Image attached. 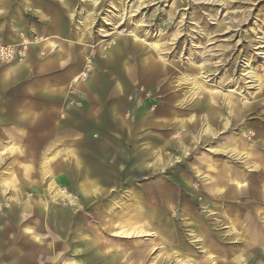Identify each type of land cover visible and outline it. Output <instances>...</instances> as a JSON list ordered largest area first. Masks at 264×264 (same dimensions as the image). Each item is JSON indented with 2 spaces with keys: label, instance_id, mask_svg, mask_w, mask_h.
Wrapping results in <instances>:
<instances>
[{
  "label": "rangeland",
  "instance_id": "374dc122",
  "mask_svg": "<svg viewBox=\"0 0 264 264\" xmlns=\"http://www.w3.org/2000/svg\"><path fill=\"white\" fill-rule=\"evenodd\" d=\"M88 1L0 0V150L15 143L0 151V219L16 221L6 231L22 232L30 213L50 264L70 255L80 264H264V0ZM69 45L79 78L58 92L49 87L63 63L53 57ZM118 45L131 69L120 101L108 97L121 77ZM88 87L100 97L88 99ZM40 89L58 102L54 120L12 122L10 108L32 107ZM158 107L177 112L169 126L148 123ZM54 143L56 187L41 165ZM84 177L104 192L83 196ZM58 190L67 199L53 204ZM132 217L143 219L138 235H129Z\"/></svg>",
  "mask_w": 264,
  "mask_h": 264
},
{
  "label": "crops",
  "instance_id": "0c3cea01",
  "mask_svg": "<svg viewBox=\"0 0 264 264\" xmlns=\"http://www.w3.org/2000/svg\"><path fill=\"white\" fill-rule=\"evenodd\" d=\"M68 17L70 19L72 16L69 15ZM68 36L73 38L72 32H70V34ZM47 45L50 47V45H51L50 41H46L44 44H42V46H47ZM45 49H51V48H45ZM72 49L73 48H71V45H69V49H67V52H64L63 55L56 54V56L53 57V59L56 61V65H57L56 67H58V65L60 63H63V69L61 71L57 72L58 74L55 73V74H57V75H55L56 77L52 76L54 80L52 81L53 84H51L49 88H54L58 92L63 91L64 86L69 81L72 82V75L75 73H78V70L76 69L77 67H74V65L71 62V60L74 58L73 53H70V54L68 53V51H72ZM113 51H115L114 53L118 52L117 57H120L118 59H119V62L121 64L120 65L121 77L117 78L115 80L116 81V87L111 91V93L109 94L108 97H110V99L111 98L112 99H119V101H120V99L122 98V93H123L121 90L123 88L121 79H123V76L127 77L130 74L131 69H129V68L126 69V64H128V63L126 62V58H127L126 50L123 49V46L118 45L116 48L113 49ZM77 55L79 56V54H77ZM77 55L75 57H77ZM69 59H71V60H69ZM68 62H69V64H67ZM144 70H145V68H144V66H142L137 71L143 73ZM103 82L104 81L100 82V84L99 83L97 84L96 88L98 89V92H100V89L103 88V86H104ZM39 83H41V82H39ZM39 87L41 88V85H39ZM87 91L91 92L88 94V97H87L88 99H94V98L100 97L99 93H98V96L97 95L95 96L96 93H93L91 91V88H89V87H88ZM32 94H33L32 98L34 100L32 107L28 106V104L27 105L25 104L21 107H18L19 105L16 106L17 110L15 108H10V111H9L10 117H11L10 120L12 122H17L21 126L26 125L27 123L34 124L35 126H39L42 123H51L52 120H54V116H56V105L58 104V102L55 101V98L44 97L41 89H40V92L35 91V92H32ZM26 95H24L23 98H26L27 97ZM129 107L131 108L132 105H130ZM92 110L89 111V114H93ZM109 110L111 112L110 114H112V117L115 120V125L117 126L116 129L118 132V136L121 137V135L123 133H125V131H123V129H122V124H124V123L122 122V119H121L120 109L117 111V108L112 107V109H109ZM148 115H149L148 123H151L154 126H162L164 128L167 125L169 126L170 115L171 116L177 115V112H175V111L171 112V111L166 110V108L158 107L152 113H149ZM167 115H168V117H167ZM174 120L181 123V119L179 117H176V118L174 117ZM190 121L191 120L189 119L188 122L190 123ZM91 122L98 124L100 122V117H98V116L94 117L93 120H91L88 123H91ZM186 123H187V121L184 122L183 124H186ZM55 125H58V124L56 123ZM160 142H164V141L160 140ZM155 144L158 148L161 147L159 145V140H157V139L152 141V143H151L152 148H154ZM6 146L12 147L14 149L15 143H13L12 146L9 144H7V145L5 144L2 146L1 150L3 151V149ZM57 147L58 146H56V143H54L53 145H49L43 152L42 162H41L43 175L47 176L50 180H53L52 183L54 184V187L58 186L55 183L57 181H55V179L53 178V174H54L53 172L58 166V162H57L58 159L55 156L51 157L50 154L52 152H55ZM152 148L150 149L152 151H151V153H149V155L156 157L157 160L159 162H161V158H159V156L162 155L161 154L162 150L161 149H152ZM19 150H21V146L19 147ZM12 152H14V150H12L9 153H12ZM6 157H8V154H0L1 160H3ZM162 159H163V157H162ZM78 163L79 162L76 161V166H78ZM50 164L54 165L55 168L52 169V166H50ZM184 183H186V182H184ZM1 184H3V182H1ZM66 189L70 190L69 187ZM100 190H101V187L99 185V180L93 179V178L89 179L88 177H84L83 183L79 187V192L81 194H83V196H85V197H88L91 194H95L97 192H100ZM101 191H103V190H101ZM49 192L50 191H47L48 195H50ZM159 195H161L162 204L164 206L170 207V205H168V203H169V200H171V198H167V196L165 198L160 187H159ZM56 201L57 200H54V198L51 197V202L53 204L56 203ZM45 209H46V205H44V210ZM186 213L189 214V209L184 206L183 215H186ZM145 214H146L145 218H147L148 214L147 213H145ZM98 218H99V220L104 221L102 215H99ZM30 219H31L30 213H28L25 216V218L23 219V222L25 224L23 231L21 232L18 229V227H16L17 229H14V233H8L6 231V227L7 226H11V227L15 226L16 221L10 220V219H7V220L0 219V264H50L49 262H51V254L53 253L52 248L49 249V246L47 244L48 241H44L43 236L41 235V232L39 230L40 228H37L36 225H34L35 227L26 225L27 222L29 223L32 220V219L31 220ZM71 220H72V218H71ZM134 220L135 221H133V217L128 219V222L130 223L129 224L130 227L134 226V227H131L128 229L130 231L129 235H132V233H134V234L137 233L138 229H140V227H141L140 226L141 221H143V219L137 220V223H136V219H134ZM138 224H139V226H137ZM104 226H106L108 228L111 227L105 221H104ZM128 230H123L122 234H125ZM25 233L28 234V236H27L28 238H26ZM136 235H138V234H136ZM79 237L81 239V238H84L85 236H79ZM83 242L84 241L80 240L81 245H84ZM79 248L80 247H78L76 245V247H74V249H72V253L80 252ZM48 255H50V257L47 259L46 257ZM64 262H65V264H80L79 261H77L76 259L73 258V255L72 256L70 255V257L67 260H65Z\"/></svg>",
  "mask_w": 264,
  "mask_h": 264
},
{
  "label": "bare ground",
  "instance_id": "6f19581e",
  "mask_svg": "<svg viewBox=\"0 0 264 264\" xmlns=\"http://www.w3.org/2000/svg\"><path fill=\"white\" fill-rule=\"evenodd\" d=\"M88 2H90V3H92V4H95L96 2H95V0H89ZM137 8V7H136ZM137 9H135V10H133L132 12H135ZM126 11V10H125ZM125 11L123 10V12L121 13V15H117L116 17L114 16V18H122V15L125 13ZM92 14H91V12H86V11H83V13H82V20H83V22H85L86 20H88V19H90ZM128 15V14H127ZM113 18V17H112ZM105 22H110V18L109 19H107ZM133 29L134 30H137V26L136 25H134L133 26ZM85 33H86V29H84L83 30V32L81 31V33H80V35H78V41H81L82 40V37H84L85 36ZM135 36V35H134ZM135 38L137 39V37L135 36ZM197 73H199V74H201L202 72H201V67L200 68H198V72ZM79 77H78V73H75V74H73L72 75V82L73 83H77V79H78ZM192 83V85H193V88H194V91H198L199 89H200V87H201V84L200 83H198V81L195 79L193 82H191ZM202 88V87H201ZM198 92H196V94H197ZM227 93V92H226ZM225 149V151H227V153H229V152H231V149L227 146V147H225L224 148ZM1 154V153H0ZM47 162V161H46ZM52 166H54V165H52ZM54 168V167H53ZM63 192V191H62ZM52 197L54 198V200H58L59 198H64V199H67V196H65L64 194H61V192H59V190L58 191H56L53 195H52ZM136 206H137V203H136ZM137 213H140V215H141V218H145V215L143 216V212L142 211H140V210H138L137 209ZM135 234H138V232L137 233H135ZM142 235V234H141Z\"/></svg>",
  "mask_w": 264,
  "mask_h": 264
}]
</instances>
